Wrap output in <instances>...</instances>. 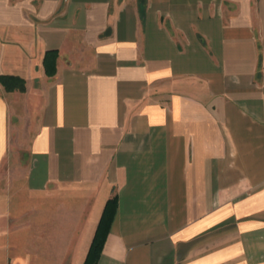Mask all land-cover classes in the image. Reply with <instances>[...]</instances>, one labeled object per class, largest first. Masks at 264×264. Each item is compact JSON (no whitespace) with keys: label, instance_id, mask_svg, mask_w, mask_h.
<instances>
[{"label":"crops","instance_id":"crops-1","mask_svg":"<svg viewBox=\"0 0 264 264\" xmlns=\"http://www.w3.org/2000/svg\"><path fill=\"white\" fill-rule=\"evenodd\" d=\"M0 76V264H84L114 196L97 264H264V0H0Z\"/></svg>","mask_w":264,"mask_h":264},{"label":"trees","instance_id":"trees-1","mask_svg":"<svg viewBox=\"0 0 264 264\" xmlns=\"http://www.w3.org/2000/svg\"><path fill=\"white\" fill-rule=\"evenodd\" d=\"M59 57L58 51H49L44 58V69L48 77H53L57 72V60ZM0 84L7 92H25L26 82L19 77L0 76ZM117 209V197H112L106 204L98 228L96 230L94 239L89 249L87 258L84 264H97L100 258L103 245L105 243L110 225L114 219Z\"/></svg>","mask_w":264,"mask_h":264},{"label":"rangeland","instance_id":"rangeland-1","mask_svg":"<svg viewBox=\"0 0 264 264\" xmlns=\"http://www.w3.org/2000/svg\"><path fill=\"white\" fill-rule=\"evenodd\" d=\"M18 127V126H17ZM23 128L24 126L20 124L19 130L14 131L12 135V144H13V151L10 154V158L14 159L16 163H18L19 159L22 158L23 154L26 153L28 143H29V137L24 136L23 134ZM10 161H6L3 163L1 169H0V178L3 179L7 174L8 170L10 169ZM20 169V168H17ZM4 182V180H2Z\"/></svg>","mask_w":264,"mask_h":264}]
</instances>
